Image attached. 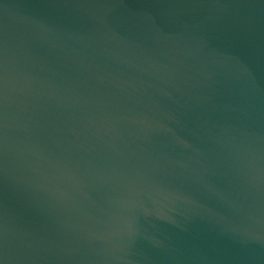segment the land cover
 Wrapping results in <instances>:
<instances>
[{"label":"water","instance_id":"water-1","mask_svg":"<svg viewBox=\"0 0 264 264\" xmlns=\"http://www.w3.org/2000/svg\"><path fill=\"white\" fill-rule=\"evenodd\" d=\"M0 264H264V0H0Z\"/></svg>","mask_w":264,"mask_h":264}]
</instances>
